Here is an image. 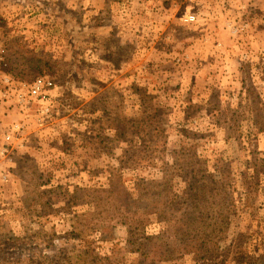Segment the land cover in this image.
I'll return each mask as SVG.
<instances>
[{"label":"rangeland","instance_id":"rangeland-1","mask_svg":"<svg viewBox=\"0 0 264 264\" xmlns=\"http://www.w3.org/2000/svg\"><path fill=\"white\" fill-rule=\"evenodd\" d=\"M0 264H264V0H0Z\"/></svg>","mask_w":264,"mask_h":264},{"label":"built area","instance_id":"built-area-1","mask_svg":"<svg viewBox=\"0 0 264 264\" xmlns=\"http://www.w3.org/2000/svg\"><path fill=\"white\" fill-rule=\"evenodd\" d=\"M194 16H189L187 19L192 20ZM6 83L9 82V79H4ZM52 87V82L46 80L45 78H36L28 87L27 95L30 98L37 100L39 103H45L48 98L49 90ZM6 94H2L5 96ZM20 101H24V94H18Z\"/></svg>","mask_w":264,"mask_h":264}]
</instances>
